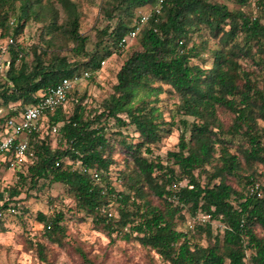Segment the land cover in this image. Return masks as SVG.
Here are the masks:
<instances>
[{
  "label": "trees",
  "instance_id": "1",
  "mask_svg": "<svg viewBox=\"0 0 264 264\" xmlns=\"http://www.w3.org/2000/svg\"><path fill=\"white\" fill-rule=\"evenodd\" d=\"M227 1L236 7L217 0H164L161 12L136 37L141 49L124 60L112 93L97 108H88L79 84L67 102L47 112L43 128L30 135L32 154L26 161L11 167L15 149L4 153L0 167L16 169L18 180L0 197V224L5 211H16L13 201L24 192L26 181L31 188L62 184L73 193L77 208L103 223L110 235L116 232L122 239H136L170 264H264V184L257 169L264 167V13L256 15L249 9L254 2L264 12V0ZM55 2L66 15L59 24L54 0H0V37L16 40L9 47L10 66L0 72V99L11 106L20 101L22 107L10 109L1 119L0 141L6 135L7 118L19 116L63 78L82 71L97 77L103 60L124 51L119 42L136 22V11L149 13L159 5V0H104L101 10L115 25L109 22L101 30L97 46L103 45V52H89V37L79 31L77 3ZM46 18L48 30L62 31L84 59L54 55L44 61L36 47L33 62L26 61L28 51L19 37L30 19ZM202 30L218 39L210 66L192 62L201 52L191 35ZM249 58L260 66L261 79L243 66L241 60ZM164 86L179 95L177 113L192 118L179 119V141L165 161L141 153L146 147V153L152 154L163 132L170 131L166 125L175 124L177 114L167 121L157 105ZM70 99L73 107L68 105ZM220 108L233 114L227 127L218 115ZM110 123L133 126L140 138L122 148L127 154L125 168L116 171V160L109 155L114 145L106 131ZM54 125L60 129L55 147L49 140ZM235 140L238 151L232 152ZM130 165L133 172H128ZM94 172L100 174L99 180ZM114 177L124 191L112 185ZM230 177L239 186L230 183ZM151 197L161 203L154 204ZM113 204L116 215L108 211ZM186 214L194 222L184 231L177 221L185 220ZM205 215L209 219L204 222L200 217ZM37 219L50 241L61 240L66 230L63 211L52 215L39 211ZM213 221L223 225L222 237L213 233ZM199 234L207 245L194 241ZM37 249L45 260L44 244L37 243Z\"/></svg>",
  "mask_w": 264,
  "mask_h": 264
},
{
  "label": "rangeland",
  "instance_id": "2",
  "mask_svg": "<svg viewBox=\"0 0 264 264\" xmlns=\"http://www.w3.org/2000/svg\"><path fill=\"white\" fill-rule=\"evenodd\" d=\"M44 2L47 0H43ZM78 5L79 10V31L88 35L89 39L86 44L87 51L91 52L98 49L103 52V45L98 48L97 43L101 38V30H103L110 20L105 17L101 10V5L104 0H74ZM226 2L231 8L236 7L233 3L227 0H217ZM51 4V3H50ZM54 5L59 10L58 24L62 23L65 18L63 10L59 3L54 0ZM249 7V6H248ZM247 7V8H248ZM256 15H263L258 7L251 3L249 8ZM136 11V16L139 14ZM135 16V17H136ZM111 25H115V20H111ZM49 18L42 21L30 19L24 28L23 34L19 37L24 48H27L25 59L28 63L34 60L35 48L37 52L43 55L44 61H51L54 55L67 56L70 61L84 59V53L80 55L76 53L74 47L75 42L69 39L62 31L51 30ZM49 29V30H48ZM2 30L0 29V34ZM192 41L198 45L201 52L198 58L192 59V62H199L210 66L213 62L211 50L217 47V41L214 36L206 30L195 32L191 35ZM7 36L0 37L1 45L6 46L8 43ZM141 49L139 40L133 39L124 49L121 54L113 55L112 58L105 59L104 67L97 73V77L90 76L87 80L80 83V94L84 95V101L88 103L89 109H95L107 95L112 93L113 85L116 81V73L125 59L135 50ZM46 50V51H45ZM242 64L246 69L254 71L255 78L261 79L260 66L254 64L250 58L242 59ZM20 63V62H18ZM83 68V67H81ZM82 70V69H81ZM83 72V71H82ZM2 78V77H0ZM165 91L159 95L160 100L157 105L163 112L164 119L171 120L173 114H177L175 124L166 125V129L170 131L163 132V136L159 142L153 145L152 154L146 153L145 148H142L141 153L150 158L160 157L164 161L167 158V152L177 147L181 126L179 119L187 118L192 121L191 117H185L177 113V106L180 103V98L177 93H171L168 86H164ZM68 105L72 104V99ZM4 105L0 99V136H1V119L7 117L10 109L20 110V101L15 102L13 106ZM71 110L68 108V112ZM218 115L227 127L233 118V114L224 109H219ZM262 126L264 123L261 122ZM184 128V127H183ZM190 125L187 126V138L190 136ZM108 137L114 143L109 150V155H112L116 160L114 165L115 171L125 168V152L122 148L128 143H137L140 141L138 133L133 126L122 127L110 123L106 130ZM54 133V132H53ZM57 134L49 137L52 146L59 145ZM238 140H235L231 145V151H238ZM123 148V149H124ZM261 182L264 184V167L257 166ZM16 171V172H15ZM128 172H133V165H130ZM205 175L201 176L204 181ZM100 179V178H99ZM97 179V180H99ZM17 170L10 168L4 169L0 167V197L6 195L5 188L17 183ZM45 180H40V184ZM229 182L235 186H239L234 177L229 178ZM113 186L117 191H124L123 184L114 177ZM185 182H181V184ZM19 198L13 202L17 203L16 211H5L0 224V264H170L160 257L156 252L146 248L136 239L125 240L117 236V233L110 235L105 229L103 223H98L95 218L79 210L72 192H69L66 186L62 184H52L45 187L31 188L30 180L26 181ZM72 193V194H71ZM154 204H160L161 200L157 197H151ZM117 204L111 205L109 213L117 214ZM63 211L65 214L64 225L66 227L65 234L61 240L50 241L45 235L44 224L37 219L39 211H44L48 215L54 214L56 211ZM198 219V218H197ZM209 219L205 215L200 217V220ZM178 228L181 230H189L193 225L194 220L189 214H186L185 220L177 221ZM205 222V221H204ZM223 225L218 221H213V233H220L222 237ZM264 233V232H263ZM204 235H198L194 241H198L202 245H207V239ZM37 243H42L45 246V260L41 259ZM250 261V260H249Z\"/></svg>",
  "mask_w": 264,
  "mask_h": 264
},
{
  "label": "built area",
  "instance_id": "3",
  "mask_svg": "<svg viewBox=\"0 0 264 264\" xmlns=\"http://www.w3.org/2000/svg\"><path fill=\"white\" fill-rule=\"evenodd\" d=\"M164 0H159V5H157L152 12L140 13L136 22L133 24L132 28L128 33L122 37L119 42L121 49L126 48V46L133 40L136 39L139 32L143 27L150 21L155 13H160L162 8V3ZM16 40L11 37L8 40L6 46L0 45V72L7 70L10 66L9 47L14 44ZM105 60L102 61V64ZM91 76L90 71H83L79 74H75L71 77L63 78L56 86L49 88L42 98L34 103L25 106L21 110L19 116H12L6 120V135L0 141V157L4 155L7 151L14 148L15 156L11 160L10 166L14 167L20 162L27 160L30 153L29 148V137L36 130L43 128L42 120L45 118L48 111H53L59 105L64 104L68 101L69 94L83 81L87 80ZM53 132H59V126H53ZM59 164V162H57ZM96 179L100 178L98 172H94ZM259 184L254 188L258 189ZM258 194H262L259 190Z\"/></svg>",
  "mask_w": 264,
  "mask_h": 264
}]
</instances>
